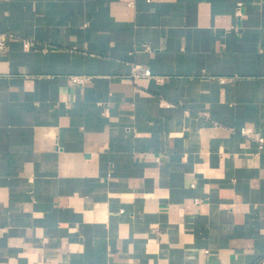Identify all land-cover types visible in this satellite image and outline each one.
I'll return each instance as SVG.
<instances>
[{
	"label": "crops",
	"instance_id": "1",
	"mask_svg": "<svg viewBox=\"0 0 264 264\" xmlns=\"http://www.w3.org/2000/svg\"><path fill=\"white\" fill-rule=\"evenodd\" d=\"M0 34V264H264V0H0Z\"/></svg>",
	"mask_w": 264,
	"mask_h": 264
},
{
	"label": "built area",
	"instance_id": "2",
	"mask_svg": "<svg viewBox=\"0 0 264 264\" xmlns=\"http://www.w3.org/2000/svg\"><path fill=\"white\" fill-rule=\"evenodd\" d=\"M236 15L240 17L241 14V4L238 5V10L236 11ZM5 41H6V35L5 34H0V51L4 50L5 48ZM30 46V42L24 41L23 47L27 49ZM150 70L149 69H142L140 66H134L132 67V77L133 78H138L140 76H150ZM88 79V77H74V82L78 84H82L85 82V80ZM244 135H248V133L245 130H242ZM255 140L259 142L260 144L263 143V139L260 137H255Z\"/></svg>",
	"mask_w": 264,
	"mask_h": 264
}]
</instances>
